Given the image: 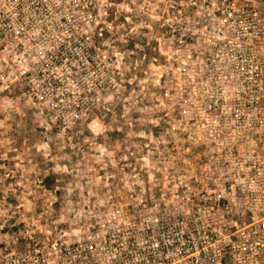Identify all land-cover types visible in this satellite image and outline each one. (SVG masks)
<instances>
[{
	"label": "rangeland",
	"instance_id": "1",
	"mask_svg": "<svg viewBox=\"0 0 264 264\" xmlns=\"http://www.w3.org/2000/svg\"><path fill=\"white\" fill-rule=\"evenodd\" d=\"M106 3L85 39L89 64L0 70V264L11 251L81 240L99 210L177 191V176L199 178L214 152L191 144L177 103V25L194 14L189 0Z\"/></svg>",
	"mask_w": 264,
	"mask_h": 264
},
{
	"label": "built area",
	"instance_id": "2",
	"mask_svg": "<svg viewBox=\"0 0 264 264\" xmlns=\"http://www.w3.org/2000/svg\"><path fill=\"white\" fill-rule=\"evenodd\" d=\"M106 1L0 0V70L89 64L85 39ZM189 3L194 14L177 25V103L191 144L214 150L202 176L178 175L177 191L139 209L99 210L81 240L11 251L1 264H264V0Z\"/></svg>",
	"mask_w": 264,
	"mask_h": 264
}]
</instances>
